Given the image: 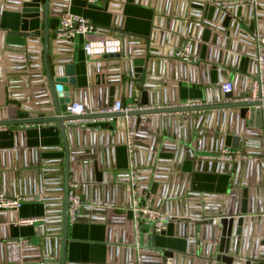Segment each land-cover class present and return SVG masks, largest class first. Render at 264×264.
<instances>
[{"label":"crops","instance_id":"crops-1","mask_svg":"<svg viewBox=\"0 0 264 264\" xmlns=\"http://www.w3.org/2000/svg\"><path fill=\"white\" fill-rule=\"evenodd\" d=\"M223 1L230 0H98L95 5L81 0H64L60 3V10L67 6L72 13L90 20L97 31L86 38H78L72 44L57 41L56 33L52 32L50 65L52 68L62 66L71 69L77 79V86L72 87L75 102L87 107H107L111 100L113 105L117 101L127 104L141 100V84L132 76L136 58H145L148 74L160 82L159 95L152 97L151 104L173 105L191 98H203L214 104L219 95L218 87L228 81L235 86L234 95H242L248 91L257 74L255 34L250 30L251 26L256 27L252 16L254 8L251 0H244V5L222 10L217 3ZM258 2L260 14L264 16V0ZM237 14H241L242 21L237 19ZM227 15L233 16V20L225 27ZM95 40H119L122 52L89 58L84 46ZM188 42L193 43V61L190 63L175 58L177 50ZM204 46L207 48L205 52ZM34 52L37 55L30 53L19 58L12 57L6 50L0 51L4 60L0 63V104L10 99L9 93L13 91V98L20 100L19 104L23 106L34 108L50 101L46 99L49 94L43 95L39 86L45 76L43 52L40 48ZM4 78L15 80L14 90L3 83ZM217 112L189 114L186 126L179 124L183 123L184 116L153 115L152 118L159 122L169 121L165 126L159 125L160 137L172 139L176 146L173 151L169 148L171 151L166 152L167 156H175L176 149L180 151L183 146L196 152L214 151L224 146L228 138L230 145L239 146L235 134H227L230 126L235 124L233 119L217 115L221 114ZM76 129L78 134L71 141L76 160L72 161L71 169L77 174L71 172L70 180L75 175L79 179L88 178L90 165L94 164L96 172L104 179L102 184L95 183L112 189L108 196L110 203L107 204L113 209L99 203V209L93 206L86 208L81 219L69 225L66 260L72 264H107L110 255L113 259L123 260L134 243L131 199L126 187L130 167L128 132L120 130L115 119L84 120ZM19 130L25 133L16 138L15 133ZM246 133L253 134L249 128ZM61 147L63 139L57 124L10 127L0 132V187L12 196L10 187L21 188L38 179V172L44 175L45 170L60 168L52 164L49 168L47 165L40 167L36 163L42 162L44 155L58 153ZM262 147L249 149L247 160L239 161L237 169L231 171L205 164L194 167L192 173L185 172L187 154L182 161H176L174 157H160V152L153 157L144 147L136 148L134 159L141 171L159 170L156 195L165 212L172 213L171 203L174 201L201 203V196L214 200L216 196L227 195L232 190H235V197L247 191L249 200L254 202L251 206L254 210L258 206L262 211H254L246 217L249 220L243 235L248 240L252 238V232L264 226V144ZM154 162L153 167L148 166ZM147 176H142L143 180ZM149 177L152 185L154 178ZM234 180L237 182L235 186ZM88 191L85 188L83 196L86 197ZM95 196L100 199L105 194L100 198L98 194ZM191 209L189 206L188 212ZM46 215L45 203L37 200L24 202L18 212H0V243L8 238L28 239L39 247L44 239L57 240V234L49 235V232L59 231L56 226L48 228L43 222L34 226L16 224L18 219L44 218ZM197 240H200L199 236ZM188 244L187 239L177 235L175 230L173 236H155L151 248L186 255L189 259L194 258L195 264H221L219 259L222 255L218 249L214 259L207 260L200 245H195V256L188 255ZM1 247L0 264H34L18 262L22 250L17 245H9L4 250ZM61 253V243H55L48 250H43V259L37 264H56ZM29 257L34 258L36 254Z\"/></svg>","mask_w":264,"mask_h":264},{"label":"water","instance_id":"water-1","mask_svg":"<svg viewBox=\"0 0 264 264\" xmlns=\"http://www.w3.org/2000/svg\"><path fill=\"white\" fill-rule=\"evenodd\" d=\"M64 0H0V51H7L12 57L25 58L26 54H35V49H41L43 52V65L45 70V76L42 75L40 85L43 95L49 94L44 103L37 104L34 108L30 106H23L19 104L18 99H14L15 92H10V99L0 104V126L18 127L28 126L34 124H57L63 139V147L59 149V152L51 155H44L42 162L36 163V166L52 165L59 166L56 170H45L44 176L41 177L40 172L35 181L32 183H26L19 187H10L12 190V196H16L19 193L33 194L38 193L39 196L30 198L31 201H44L46 206L47 223L48 228L55 226H62V232L53 231L49 232V235L57 234L60 238L57 240H43L39 247H33L31 249H24L18 256V262L24 263H40L43 257V250H48L53 244H60L62 253L59 259L56 260V264H72L66 260V250L68 243V230H69V183L70 173L76 172L71 169L72 161L76 153L72 151L71 141L76 136L77 126H67L66 123L70 121L79 120H98V119H115L117 121V127L120 130H125L128 133L134 134L135 147H144L149 149L151 155H156L160 152V157H174L176 161H182V157H179V150L176 149L177 155L167 156L166 152H170L169 148L176 147L172 139H162L159 134V125L165 126L169 121L160 122L157 119L152 118L157 114H174V113H192V112H219L220 116H228L233 119L234 125L230 126L227 134H235V138H238L240 147L243 146L242 151L245 150L247 144L251 141L263 142L264 140V107L262 104H243V103H225L224 97L221 93L220 86L218 87L219 95L216 96L214 104H209L198 108H177V109H165L158 111H139L132 113H116L107 115H93V116H68L67 107L69 104L75 102L72 87L77 86V79L71 73V69H64L62 66L51 67L50 55H51V33L56 32L59 25L60 15V3ZM254 8V7H253ZM253 10V9H252ZM260 8L257 6L254 8L253 20L256 27L251 26L250 30L255 34L259 32L264 35V16L260 14ZM224 22V26L227 27L229 22L233 20V16L227 15ZM237 19L241 20V14H237ZM240 22V21H239ZM256 31V32H255ZM43 40V44L41 42ZM59 41V40H57ZM63 42V41H60ZM204 52L207 48L204 46ZM30 51V52H28ZM256 55V50L255 53ZM37 55V54H35ZM33 55V56H35ZM3 58L0 56V63L3 62ZM145 58H136L133 62L136 69L133 71V77L141 84V100L142 105L151 104L152 97H157L160 89L158 80L151 74H148L146 68ZM5 79V78H4ZM41 79V76H40ZM7 86L14 90L15 80L13 78H7L3 82ZM14 85V86H13ZM14 87V88H13ZM217 91V90H216ZM214 92V91H213ZM234 94L229 93L227 97H232ZM8 102V103H7ZM112 100L109 106L112 107ZM217 112V113H218ZM227 112H229L227 114ZM204 120V119H203ZM183 125L185 119H182ZM189 122V121H188ZM240 122V123H238ZM186 126V124H185ZM248 128L253 134H247ZM24 130H19L15 133L16 138H19L24 134ZM228 147H234L228 142L224 145ZM222 147V146H220ZM187 146H184L186 150ZM146 149V150H147ZM193 150V149H192ZM148 151V150H147ZM137 150H135L136 154ZM174 152V153H175ZM94 158V156H91ZM40 160V159H39ZM47 161L54 160V162ZM238 158L234 164L235 169L238 167ZM160 162V161H159ZM155 164L148 165L153 167ZM74 165V164H73ZM138 167V166H137ZM195 165L193 155H188L184 161L185 172L192 173ZM232 170V166L222 168L221 170ZM153 172L158 173V170H150V172L139 171L140 176H145L146 181L151 180L149 176ZM89 177L86 181L92 183L104 181L103 175L96 172V167L91 163ZM77 174V173H76ZM142 179V178H141ZM73 180L79 179L77 175L73 177ZM143 180V179H142ZM158 178L154 176V183L151 187V192L156 194V181ZM144 181V180H143ZM237 185L234 180V186ZM145 187V186H144ZM141 188V186H140ZM0 190L8 194L7 190L0 187ZM83 192V187H81ZM90 190V195L93 196V203H96V196L99 198L103 196L105 202L108 201L109 193L112 194V189L108 186L93 185ZM89 193V191L87 192ZM11 195V194H10ZM90 195L87 194L89 197ZM87 197V199H89ZM199 198V197H198ZM209 198L205 196V199ZM101 199V198H100ZM215 208H207L204 206L202 210L192 211L191 214L198 220L193 221H180L171 223L168 230L162 234L167 236H173V232L177 230V235L187 239L188 241V255H196L195 245H200L203 248L204 258L207 260L214 259V253L216 249L222 255L220 263L222 264H264V226L262 229L252 232V238L246 239L244 234L246 220L248 214L260 212L261 208L257 206L254 210L252 200H249L248 192L240 193L238 197H235V190L230 191L227 195L216 196ZM88 203H91L88 201ZM172 204V209L178 211V213L188 214V208L197 207L200 208L201 204L195 202L191 204L187 201L178 202L175 201ZM203 205H207L205 201ZM178 209V210H177ZM100 211V210H96ZM262 212V211H261ZM207 217L204 221L203 217ZM199 223V224H198ZM40 235V234H39ZM42 235V234H41ZM199 236L200 240H197ZM11 239V238H8ZM7 239V240H8ZM8 246H2V250ZM20 248V247H18ZM153 252H140L135 248L131 251H126L123 260L121 258H115L110 255L107 264H195L194 258H187L181 255H175L168 250H154ZM36 254V257L31 258L29 255ZM46 257V253H44Z\"/></svg>","mask_w":264,"mask_h":264},{"label":"built area","instance_id":"built-area-1","mask_svg":"<svg viewBox=\"0 0 264 264\" xmlns=\"http://www.w3.org/2000/svg\"><path fill=\"white\" fill-rule=\"evenodd\" d=\"M71 2L72 0H68ZM86 2L90 5H95L98 3V0H81ZM246 1L244 0H230V1H223L218 2L217 7L222 10H230L232 8L238 7L240 5H244ZM250 4L256 8L259 6L258 0H251ZM59 25L56 29V40L63 41L66 43H74L80 37H88L92 34H95L97 31L96 26L87 18L76 15L71 12L69 8H63L60 11L59 15ZM255 39V62L257 65V74L252 79L250 87L247 92L242 95L232 97H227V94L233 93L234 94V84L230 81L224 82L220 85L221 93L224 97L225 103H243V104H262L264 107V35L256 32L254 35ZM192 42H188L182 49L177 50L175 53V58L182 60L184 62H192ZM84 50L86 55L89 58L95 57H104V56H113L118 55L122 52V44L119 40H95V41H88L85 46ZM205 99L203 98H191L185 100L183 102H178L176 104H149V105H142L140 100H135L130 103H124L122 101H117L112 107H87L84 104L73 102L68 105L67 107V115L68 116H93V115H107V114H116V113H132V112H139V111H158V110H165V109H177V108H198L209 105ZM192 113H201V112H192ZM192 113H174V114H157V115H181L185 117L184 126L188 123L189 119L186 118L187 115ZM112 120V119H107ZM84 120L79 121H70L67 122V126H78ZM28 125L26 127H30ZM41 126V125H40ZM10 127L8 126H0V132L7 131ZM127 147L130 154V167L128 170V183H127V190L130 196V212L132 215V227H133V236H134V243L133 248L140 252H149L152 253L153 250L151 248L152 240L155 236L161 235L165 231L168 230V227L171 223L180 222V221H193L198 220L195 218L191 212L195 210H202L205 207L207 208H215L213 204H215L216 198H207L201 196V206L200 208L191 207V211L188 214L181 213L178 214V211H174L172 208V213L165 212L163 208H161V201L157 198V195L151 192V180L148 182L144 180L142 181V176H140L139 171L140 169L137 167V164L134 159L135 155V139L133 133H127ZM263 142H258L256 140L251 141L245 147V150L263 148ZM184 148V146H183ZM243 146L240 147H228L222 146L217 150L210 151V152H196L192 149L186 148V150L182 149L179 151V157H183L187 155H193L194 162L197 167L202 165H217L219 168H226L228 166L234 167L236 159L238 158V162L241 160H247L248 152L242 151ZM175 156L177 152L174 153ZM48 167V166H47ZM49 168V167H48ZM158 170V169H157ZM159 171V170H158ZM41 174V173H40ZM44 176L41 174V177ZM153 178L156 176L158 178V173L153 172L151 175ZM142 178V179H141ZM87 179V178H86ZM86 179L82 178V180H70L69 183V225H74L81 219V214L83 210L90 207H96L98 205H103L106 208L113 209V207L107 203L110 201H106L103 197L101 199H96V203H93V198H90V188L93 185H98L95 182H88ZM157 182V181H156ZM104 182H101V184ZM153 184V182H152ZM151 185V186H150ZM100 186V185H99ZM103 186V185H102ZM141 186V188H140ZM145 186V187H144ZM81 187H83V191L85 188L90 190L88 195L83 196ZM85 194V193H84ZM39 196L38 193L29 194H17L16 196H11L3 191L0 190V212L7 213V212H18L21 207L23 206L24 202L31 200L30 198H35ZM87 197L89 199H87ZM208 200H211L208 202ZM42 201V200H40ZM90 201L91 203H88ZM207 202V205H203L204 202ZM44 202V201H43ZM175 202V201H174ZM213 204H212V203ZM45 203V202H44ZM93 203V204H92ZM100 203V204H99ZM173 203V202H172ZM191 203V202H189ZM195 203V202H194ZM191 203V204H194ZM198 203V202H197ZM172 206V204H171ZM99 209V208H97ZM169 211V210H168ZM171 211V210H170ZM207 217H203L205 221ZM40 222L49 223V219L47 215L44 218H22L18 219L16 224L19 226H34ZM59 228V233L61 229L63 230L62 226H56ZM58 238H60L58 236ZM9 245H17L20 249H31L35 247L33 243L30 242L28 239H19V240H7L0 243V246H9Z\"/></svg>","mask_w":264,"mask_h":264}]
</instances>
